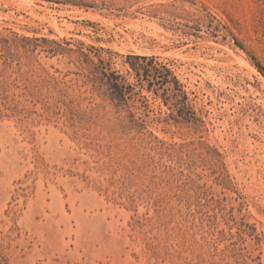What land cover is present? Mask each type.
<instances>
[{
    "label": "rangeland",
    "instance_id": "1",
    "mask_svg": "<svg viewBox=\"0 0 264 264\" xmlns=\"http://www.w3.org/2000/svg\"><path fill=\"white\" fill-rule=\"evenodd\" d=\"M258 65L264 0H0V264H264Z\"/></svg>",
    "mask_w": 264,
    "mask_h": 264
},
{
    "label": "trees",
    "instance_id": "2",
    "mask_svg": "<svg viewBox=\"0 0 264 264\" xmlns=\"http://www.w3.org/2000/svg\"><path fill=\"white\" fill-rule=\"evenodd\" d=\"M236 43L240 48L244 49L239 42ZM128 61L130 70L134 78L137 80V83L142 87L145 86L148 91L157 93L158 89L166 88V90L172 92L171 98L176 102L181 101L179 100V98L182 97L183 99L185 97L181 85L173 76L172 71L165 67H159V65L155 63L154 57L128 56ZM257 67L259 71L264 75V69L260 65H258ZM113 89L116 92L119 91L116 86H113ZM121 93L124 94L123 91H121ZM164 102L168 104V100H164Z\"/></svg>",
    "mask_w": 264,
    "mask_h": 264
},
{
    "label": "bare ground",
    "instance_id": "3",
    "mask_svg": "<svg viewBox=\"0 0 264 264\" xmlns=\"http://www.w3.org/2000/svg\"><path fill=\"white\" fill-rule=\"evenodd\" d=\"M25 1V0H24ZM30 2V1H29Z\"/></svg>",
    "mask_w": 264,
    "mask_h": 264
}]
</instances>
